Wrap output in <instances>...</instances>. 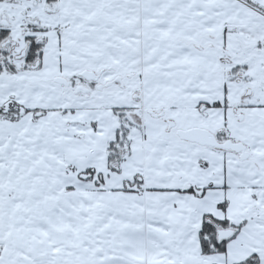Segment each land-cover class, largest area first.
I'll return each instance as SVG.
<instances>
[{
    "label": "snow or ice",
    "instance_id": "obj_1",
    "mask_svg": "<svg viewBox=\"0 0 264 264\" xmlns=\"http://www.w3.org/2000/svg\"><path fill=\"white\" fill-rule=\"evenodd\" d=\"M0 264H264V0H0Z\"/></svg>",
    "mask_w": 264,
    "mask_h": 264
}]
</instances>
